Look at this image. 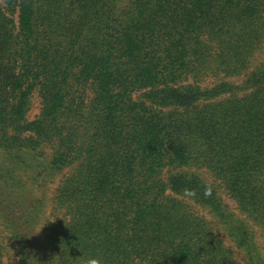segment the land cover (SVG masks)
<instances>
[{"label": "trees", "instance_id": "16d2710c", "mask_svg": "<svg viewBox=\"0 0 264 264\" xmlns=\"http://www.w3.org/2000/svg\"><path fill=\"white\" fill-rule=\"evenodd\" d=\"M0 221V264H264V0H0Z\"/></svg>", "mask_w": 264, "mask_h": 264}, {"label": "rangeland", "instance_id": "374dc122", "mask_svg": "<svg viewBox=\"0 0 264 264\" xmlns=\"http://www.w3.org/2000/svg\"><path fill=\"white\" fill-rule=\"evenodd\" d=\"M39 110H40V107H39V100L36 98V99H35L34 106L32 107V109H31V111H30L29 118H30V119H34V118L38 115ZM227 201H228V203H231V205L233 204V202H232V201L230 202L229 199H228ZM46 216H49V211L46 213ZM42 224H45V223L42 222ZM42 226H43V225L38 226L37 231H36L37 236H38L39 239H42V238H43L42 235H41V233H40ZM259 234H261L260 231H259ZM260 238H261V237H260ZM261 239H262V238H261ZM262 241H263V239H262ZM0 242H3L4 244H7V245H9V246L12 244V240H10L8 233H7V232L2 228V226H1V221H0ZM11 255H12V256H10V257H11L12 259H16V254H15L14 252H13V254H12V252H11ZM8 257H9V256H8ZM6 258H7V257H6Z\"/></svg>", "mask_w": 264, "mask_h": 264}, {"label": "clouds", "instance_id": "9594fccd", "mask_svg": "<svg viewBox=\"0 0 264 264\" xmlns=\"http://www.w3.org/2000/svg\"><path fill=\"white\" fill-rule=\"evenodd\" d=\"M81 264H104V260L99 255H91L84 257L81 261Z\"/></svg>", "mask_w": 264, "mask_h": 264}]
</instances>
